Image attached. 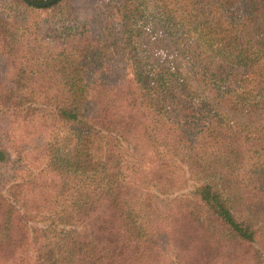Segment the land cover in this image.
Listing matches in <instances>:
<instances>
[{
    "label": "trees",
    "instance_id": "obj_1",
    "mask_svg": "<svg viewBox=\"0 0 264 264\" xmlns=\"http://www.w3.org/2000/svg\"><path fill=\"white\" fill-rule=\"evenodd\" d=\"M5 18L0 264H264V0Z\"/></svg>",
    "mask_w": 264,
    "mask_h": 264
},
{
    "label": "rangeland",
    "instance_id": "obj_2",
    "mask_svg": "<svg viewBox=\"0 0 264 264\" xmlns=\"http://www.w3.org/2000/svg\"><path fill=\"white\" fill-rule=\"evenodd\" d=\"M0 10H3L4 16L6 17L5 20L7 23H13L14 21L16 22V0H0ZM28 16H29V21L30 23H38V22H46V13L43 11L39 10H33V11H27ZM3 44L0 43V47ZM3 77V76H2ZM14 119V118H13ZM15 127V122L13 123ZM0 136L4 138L3 143L0 146L1 150H4V152L8 155H10L12 158H16V152H14L15 146H10L7 144L5 136H6V129L10 131L12 135L16 136V130H13L11 126H7L5 123H1L0 121ZM57 127V126H56ZM61 129V127H59ZM16 170V162L8 165H2L0 166V188L5 184L4 189H6L9 185V183H6L7 179L9 177H12V173ZM181 186L178 187L176 193H174L173 196H181L183 193H187L186 189L190 187V182H184L181 180ZM188 187V188H187ZM172 196V197H173Z\"/></svg>",
    "mask_w": 264,
    "mask_h": 264
},
{
    "label": "water",
    "instance_id": "obj_3",
    "mask_svg": "<svg viewBox=\"0 0 264 264\" xmlns=\"http://www.w3.org/2000/svg\"><path fill=\"white\" fill-rule=\"evenodd\" d=\"M27 1L29 3H31L33 6L44 7L46 5L52 4V3L56 2V1H59V0H50V1L42 2V3L33 2L31 0H27Z\"/></svg>",
    "mask_w": 264,
    "mask_h": 264
}]
</instances>
